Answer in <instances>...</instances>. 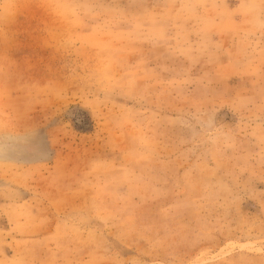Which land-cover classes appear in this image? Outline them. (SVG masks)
<instances>
[{"label": "rangeland", "instance_id": "obj_1", "mask_svg": "<svg viewBox=\"0 0 264 264\" xmlns=\"http://www.w3.org/2000/svg\"><path fill=\"white\" fill-rule=\"evenodd\" d=\"M0 264H264V0H0Z\"/></svg>", "mask_w": 264, "mask_h": 264}]
</instances>
